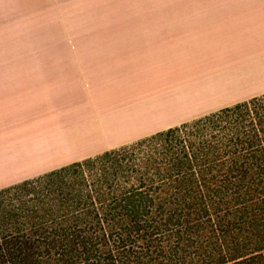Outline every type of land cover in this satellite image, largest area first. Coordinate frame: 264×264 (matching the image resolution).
<instances>
[{
	"label": "crops",
	"instance_id": "0c3cea01",
	"mask_svg": "<svg viewBox=\"0 0 264 264\" xmlns=\"http://www.w3.org/2000/svg\"><path fill=\"white\" fill-rule=\"evenodd\" d=\"M97 27L0 67V189L264 94V0L146 3Z\"/></svg>",
	"mask_w": 264,
	"mask_h": 264
},
{
	"label": "trees",
	"instance_id": "16d2710c",
	"mask_svg": "<svg viewBox=\"0 0 264 264\" xmlns=\"http://www.w3.org/2000/svg\"><path fill=\"white\" fill-rule=\"evenodd\" d=\"M0 264H264V94L0 189Z\"/></svg>",
	"mask_w": 264,
	"mask_h": 264
},
{
	"label": "rangeland",
	"instance_id": "374dc122",
	"mask_svg": "<svg viewBox=\"0 0 264 264\" xmlns=\"http://www.w3.org/2000/svg\"><path fill=\"white\" fill-rule=\"evenodd\" d=\"M171 1L43 0L38 9L0 11V67L15 65L23 53L56 49L59 41L96 33L100 22L127 17L138 5Z\"/></svg>",
	"mask_w": 264,
	"mask_h": 264
},
{
	"label": "bare ground",
	"instance_id": "6f19581e",
	"mask_svg": "<svg viewBox=\"0 0 264 264\" xmlns=\"http://www.w3.org/2000/svg\"><path fill=\"white\" fill-rule=\"evenodd\" d=\"M96 129H98V128H96Z\"/></svg>",
	"mask_w": 264,
	"mask_h": 264
}]
</instances>
